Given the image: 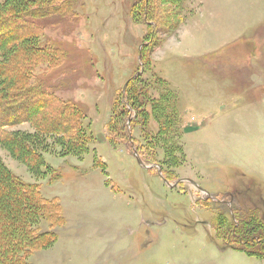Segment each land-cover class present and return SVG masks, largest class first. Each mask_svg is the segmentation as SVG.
Here are the masks:
<instances>
[{
	"label": "rangeland",
	"instance_id": "rangeland-1",
	"mask_svg": "<svg viewBox=\"0 0 264 264\" xmlns=\"http://www.w3.org/2000/svg\"><path fill=\"white\" fill-rule=\"evenodd\" d=\"M75 1L74 18L36 21L39 43L61 48L66 57L55 70L38 64L35 71L55 95L83 111L96 135L89 153L80 161L44 155L60 170L49 182L51 174L34 179L0 148L13 173L39 183L41 194L62 206L58 239L32 253L29 263L264 264L222 250L212 223L218 212L230 219L237 203L253 204L264 216V0H187L184 21L152 54L154 72L169 83L183 73L190 85L195 79L200 84L178 105L187 159L167 182L157 165L143 162L129 146L130 138L139 137L138 125L126 127L129 138L109 143L105 135L145 32L131 19L133 0ZM165 43L172 55L165 56ZM94 156L106 164V174L93 166Z\"/></svg>",
	"mask_w": 264,
	"mask_h": 264
},
{
	"label": "trees",
	"instance_id": "trees-1",
	"mask_svg": "<svg viewBox=\"0 0 264 264\" xmlns=\"http://www.w3.org/2000/svg\"><path fill=\"white\" fill-rule=\"evenodd\" d=\"M185 1H132L131 19L144 26L145 32L135 71L116 94L105 124L109 143L120 135L129 138L126 127L138 125L139 137L130 138L129 146L143 162L157 165L166 182L174 180L185 165L184 129L178 92L154 72L151 56L164 36L176 32L184 21ZM75 4V0H3L0 4V148L24 165L34 179L51 174L49 182L60 177V170L48 165L44 155L80 161L96 137L85 123L83 111L55 95L35 71L38 64L55 70L66 57L61 48L39 43L41 31L36 21L74 18ZM146 71L149 78L143 76ZM21 125L31 130H21ZM112 131L116 135L109 136ZM93 163L106 174L100 158L94 156ZM221 214L213 215L212 223L222 250L234 249L264 263L260 209L237 203L230 219ZM64 222L59 199L45 198L39 183L13 173L0 156V264H31L32 253L54 245Z\"/></svg>",
	"mask_w": 264,
	"mask_h": 264
},
{
	"label": "crops",
	"instance_id": "crops-1",
	"mask_svg": "<svg viewBox=\"0 0 264 264\" xmlns=\"http://www.w3.org/2000/svg\"><path fill=\"white\" fill-rule=\"evenodd\" d=\"M175 47V51L177 53V56H180L181 55V52H182V48H183V44L180 43V37L177 39V44ZM163 50H164V54L165 56H169V55H172L173 54V49L169 52V46L166 45V43L164 44L163 46ZM137 60H134V65H135V62ZM175 78L177 80H173L171 79L170 83H171V86H173L175 89H177L178 93H179V101H178V105L180 106L181 103H183V105L186 104V100H188V97H189V89H191L192 93L194 92L193 90V87L194 86H198L200 85L198 83V79H195L193 83H189V80L186 81V77L185 75L182 73H178ZM193 96L191 97V100L192 102L195 101V98L196 95L195 94H192Z\"/></svg>",
	"mask_w": 264,
	"mask_h": 264
},
{
	"label": "water",
	"instance_id": "water-1",
	"mask_svg": "<svg viewBox=\"0 0 264 264\" xmlns=\"http://www.w3.org/2000/svg\"><path fill=\"white\" fill-rule=\"evenodd\" d=\"M159 174H160V171H159ZM191 182V181H190ZM201 191H203L200 187H198ZM204 192V191H203Z\"/></svg>",
	"mask_w": 264,
	"mask_h": 264
},
{
	"label": "flooded vegetation",
	"instance_id": "flooded-vegetation-1",
	"mask_svg": "<svg viewBox=\"0 0 264 264\" xmlns=\"http://www.w3.org/2000/svg\"><path fill=\"white\" fill-rule=\"evenodd\" d=\"M223 204V203H222Z\"/></svg>",
	"mask_w": 264,
	"mask_h": 264
}]
</instances>
